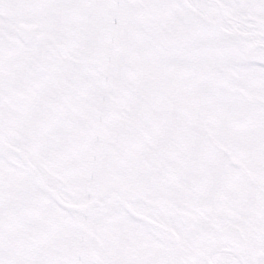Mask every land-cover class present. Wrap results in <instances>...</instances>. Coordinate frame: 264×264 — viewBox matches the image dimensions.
I'll list each match as a JSON object with an SVG mask.
<instances>
[{
    "label": "snow or ice",
    "instance_id": "obj_1",
    "mask_svg": "<svg viewBox=\"0 0 264 264\" xmlns=\"http://www.w3.org/2000/svg\"><path fill=\"white\" fill-rule=\"evenodd\" d=\"M0 264H264V0H0Z\"/></svg>",
    "mask_w": 264,
    "mask_h": 264
}]
</instances>
